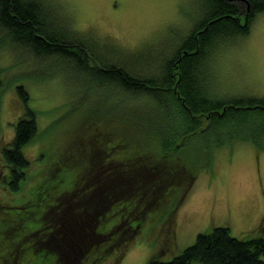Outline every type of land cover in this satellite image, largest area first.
Listing matches in <instances>:
<instances>
[{
    "label": "trees",
    "instance_id": "1",
    "mask_svg": "<svg viewBox=\"0 0 264 264\" xmlns=\"http://www.w3.org/2000/svg\"><path fill=\"white\" fill-rule=\"evenodd\" d=\"M246 1L252 9L241 24L235 19L238 9L232 1L203 0L210 5L205 22L179 47L160 75L144 77L134 70V64L121 62L123 53L115 57L121 65L100 59L91 38L85 40L64 22L63 26L57 10L43 0H0V28L14 36L22 50L35 58H63L68 67L97 79L93 84L100 86L103 101L113 103L107 104V111L103 105L99 109L111 117L100 127L104 141L97 169L79 175L69 165L55 167V175L37 181L30 190L23 189L32 169L24 148L41 131L32 109L17 121L14 139L2 149L9 170L4 187L19 196L10 206L0 205V264H75L81 258L87 264L101 263L120 242L135 239L149 221L159 220L163 214L154 213L166 200L170 216L166 221L173 219L196 179L190 159L182 158L183 147L188 140L209 133L219 138L221 132L212 129L224 130L222 122L227 119L246 120V133L243 130L237 137L264 148L255 136V132L264 136V97L220 102L207 94L201 78L203 62L214 44L247 34L255 16L264 11V0ZM19 92L26 102V90L19 88ZM162 108L166 111L161 112ZM198 114L209 119L201 131ZM78 121L71 134L82 127ZM123 130L130 131L124 136ZM228 133L234 131H223L225 136ZM213 143L215 147L224 144ZM184 180L190 182L181 190L183 199L173 201L171 195ZM262 258L264 237L241 240L226 227H214L211 233H200L195 244L172 261L154 257L148 264H264Z\"/></svg>",
    "mask_w": 264,
    "mask_h": 264
},
{
    "label": "rangeland",
    "instance_id": "2",
    "mask_svg": "<svg viewBox=\"0 0 264 264\" xmlns=\"http://www.w3.org/2000/svg\"><path fill=\"white\" fill-rule=\"evenodd\" d=\"M230 1L238 9L235 19L244 24L245 15L252 8L246 0ZM43 2L57 10L63 26L68 25L85 40L90 37L100 59L106 63L117 62L116 55L123 53L121 62L126 66L134 64V70L144 77L162 73L163 66L166 68L179 47L205 22L210 9L203 0ZM261 21H264V11L255 16L247 34L228 36L207 53L201 78L211 98L232 102L264 97V30ZM10 37L5 30H0L3 83L0 87V205L5 206L13 204L19 195L4 187L9 170L2 149L14 139L17 121L27 109L36 113L41 131L37 140L24 148L32 169L23 189L30 190L39 183L37 181H46L55 175V167L69 165L79 175L97 169L99 147L102 148L104 141L99 135L100 127L103 120L111 117L99 109L103 105L107 111V104H113L111 99L106 103L103 101L106 98L101 95L100 86L93 84L97 79L93 81L75 67H68L63 58H35L13 41L14 36ZM88 60L100 68L96 60L89 57ZM92 85L94 90L89 89ZM19 88L28 93L26 102ZM162 109L161 112L166 111ZM204 115H197L200 131L209 123ZM241 118L250 119L247 116ZM77 121L82 127L71 134L73 123ZM245 123L244 119H227L222 122V127L234 133L225 136L223 128L220 130L215 126L212 131L221 132L219 138L214 139L209 133L188 140L181 155L185 160L190 159L196 179L174 218L166 221L169 216V211L165 210L166 200L162 209L154 213L163 214L159 220L149 221L135 239L120 242L106 253L108 257L103 262L95 264H148L154 257L170 262L193 246L200 233H211L214 227H226L233 237L241 240L264 237V148L237 137L246 128ZM129 131L123 130L121 134L126 136ZM255 136L264 143L261 133L255 132ZM63 139L64 143H61ZM213 141L224 144L215 147ZM189 182L184 180L179 185L171 195L173 201L183 199L181 190L185 191ZM87 263L81 258L75 264Z\"/></svg>",
    "mask_w": 264,
    "mask_h": 264
},
{
    "label": "snow or ice",
    "instance_id": "3",
    "mask_svg": "<svg viewBox=\"0 0 264 264\" xmlns=\"http://www.w3.org/2000/svg\"><path fill=\"white\" fill-rule=\"evenodd\" d=\"M262 30H264V21H261Z\"/></svg>",
    "mask_w": 264,
    "mask_h": 264
}]
</instances>
